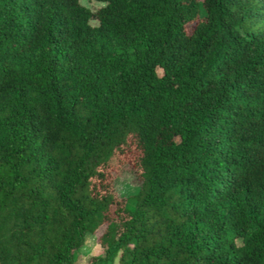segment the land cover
Segmentation results:
<instances>
[{"label":"trees","instance_id":"16d2710c","mask_svg":"<svg viewBox=\"0 0 264 264\" xmlns=\"http://www.w3.org/2000/svg\"><path fill=\"white\" fill-rule=\"evenodd\" d=\"M96 1L0 0V264H264V0Z\"/></svg>","mask_w":264,"mask_h":264},{"label":"rangeland","instance_id":"374dc122","mask_svg":"<svg viewBox=\"0 0 264 264\" xmlns=\"http://www.w3.org/2000/svg\"><path fill=\"white\" fill-rule=\"evenodd\" d=\"M79 3L90 11H94L103 4L96 0H79ZM89 23L92 25L96 24V20L93 18L89 19ZM129 168L128 156H123L120 165L118 167H113L111 177L112 187L118 197L131 196L138 189L137 179ZM130 206L131 205H129V207ZM101 230L102 227H99L95 233H85L83 235L81 246L73 252V264H86L90 257L101 254L102 249L97 241V236ZM111 264H116V259H114Z\"/></svg>","mask_w":264,"mask_h":264}]
</instances>
